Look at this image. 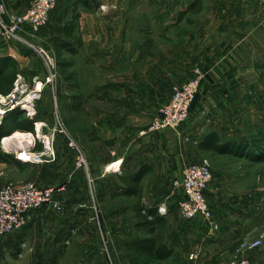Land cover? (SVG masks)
Masks as SVG:
<instances>
[{"label": "rangeland", "instance_id": "rangeland-1", "mask_svg": "<svg viewBox=\"0 0 264 264\" xmlns=\"http://www.w3.org/2000/svg\"><path fill=\"white\" fill-rule=\"evenodd\" d=\"M83 1L59 0L48 25L29 45L0 40L18 48L21 57L16 59L19 72L14 91L8 96L0 95V126L5 119L25 112L24 118L33 121L34 131L40 124L51 138L56 155L44 156L41 163L34 158V163L16 165L7 161V156L15 158L21 148L40 154L45 148L39 151L36 146L39 142L43 147L45 144L38 139L37 131L19 141L3 139L15 132H28L4 134L0 139V188L12 182H31L38 187L56 182L53 186H66L58 195L61 210L52 206L36 209L20 230L0 235V264H129L123 242L136 233L132 211L135 200L118 193L124 185L114 192L110 187L120 186L119 176L127 174L121 160L130 141L137 134L143 137L141 133L153 116L171 100L173 87L189 82L198 70L204 79L188 120L177 129H164L152 136L199 122L200 134L185 132L180 136L181 149L189 158L182 169L187 164L209 160L213 180L206 198L213 218L211 222L201 218L192 222L181 216L177 204L182 192L174 185L180 176L162 170L163 161L159 160L165 154L157 157L152 151L157 169L143 181L144 196L153 206L164 203L167 207L168 243L175 250L163 264H202L236 242L258 239L262 245L246 255L253 264H264V150L244 151L242 154L247 156L241 157L198 149V143L210 131H217L224 143L242 144L264 138V64L247 65L241 79L229 81V88H239L241 97L217 100L204 96L205 85L212 82L205 81L206 74L207 79L213 78L214 72L218 75L219 69L228 70V66L218 63L224 57L220 49L196 43L195 32L203 36L200 31L214 19V10L221 1H228L205 0L204 12L198 17L189 16L194 25L178 22L180 10L192 0H87L96 9L87 20L82 16L83 8H79ZM6 8L11 16L21 15L10 12L7 5ZM75 15L79 18L73 36L82 44L75 43L74 52H62V58L70 64L67 71L73 76L69 82L57 64L55 47L65 40L64 27ZM126 21L129 31L111 37L109 23L121 26ZM112 40L134 43L135 59L113 66L112 56L96 58L94 53ZM217 83L218 89L223 88L222 80ZM27 98L33 99L30 110L17 104ZM211 98L212 103L227 105L221 110L212 109ZM138 108L139 111H130ZM68 139L76 143L80 152L69 146ZM79 153L86 161L81 169H77ZM58 155L63 176L55 178L46 166L52 167ZM119 165L117 172L114 168ZM211 223L218 228L213 229ZM191 225L200 226L202 233L188 237L185 231ZM193 249L197 254L190 259ZM233 257L225 253L221 264Z\"/></svg>", "mask_w": 264, "mask_h": 264}, {"label": "crops", "instance_id": "crops-1", "mask_svg": "<svg viewBox=\"0 0 264 264\" xmlns=\"http://www.w3.org/2000/svg\"><path fill=\"white\" fill-rule=\"evenodd\" d=\"M3 1L8 6L10 12H12L13 14H23L29 8L32 0H12V2H15L12 5H8L6 0ZM195 1L196 0H192V2ZM227 1V3L225 1H221V5L218 6L219 8H217V10H214L213 12L214 19L211 22H207V25L202 27L200 33L203 31V36L202 34H197L198 31L195 32L194 36V40L196 41V43L205 45L209 44L210 46L213 45V49L217 47L224 54V57L219 60L218 63H223L224 65L228 66V70L219 69L218 75L214 72L213 78L210 77L209 79H207L209 77L208 74H206L207 76L205 78V81L212 82L208 87L207 85H205L204 96L206 98H209L211 96L213 98H217V100L223 98L225 99L232 95L241 97L239 88H229V81L241 79L246 73L245 66L247 65L264 64V4L262 3V0ZM87 2V0H84L83 2H81L82 5L79 4L82 7L78 6L79 8H83L82 16L86 18V20L92 16L91 14L94 15V11L96 10L94 6L91 5V2L89 4ZM192 2H190V4ZM203 2L205 3V0H203ZM203 12L204 10L199 15H201ZM199 15H194L192 17H198ZM192 25H194V23ZM129 28L130 27L127 25V21L121 26H118L116 22L109 23V25L107 26V29L109 30L108 33H111L112 35L111 37H118L117 33L121 36L122 34L125 35L129 31ZM105 44L106 45H104V49L98 50L94 53V56H97L96 58H102L103 56L106 57V54L112 56V60L110 63L113 66H115L116 63H129V61L135 59L133 54L135 53L133 52L134 43H130V41L128 40H112L109 43L106 42ZM5 55L12 56L18 61L21 58L18 48H16L15 46L4 45L0 43V56ZM178 66L180 65L178 64ZM221 80L223 88L220 87V89H218L217 85L219 84L217 83V81ZM176 86L177 85H175V87ZM209 101L211 103L210 107L212 109L218 108L219 110H221L220 108H223V106L227 105L226 102L224 103L219 101L218 104H215V102L212 103V98ZM203 107L207 108L204 105ZM139 109L140 108L130 111H139ZM198 124L199 122L193 121L191 124L186 125L184 129L182 128L181 130L176 132L172 130H166L159 134V136L154 137L152 135H145L141 137L137 134V136H135V138L130 141L129 146L125 151V158H122L121 160L122 165L126 164L127 166V174L139 171L142 164H148L152 166L153 169H157V163H155V160L151 159V152L154 151L157 154V157L162 156L161 153L165 154V156H163L161 160H159L163 161V167L161 168L162 170L167 172L171 171L173 173H176L175 175L181 176L182 164L184 163V161H188L189 158H186L183 150L181 149L182 142L180 141V136L185 132L192 135L200 134L201 130ZM61 162L62 159L58 155V160L56 163H53L52 167L46 166L50 169L55 178L63 176V174H60L63 172V170L59 169L60 165H58ZM53 185H56V182L55 184L53 182L47 183L45 184V187ZM122 186L123 184L120 182V186L119 184L113 185L111 186L113 188L110 187V190L114 192ZM144 202L148 207L153 206V202H148L145 196ZM201 219L197 218L192 222H199ZM194 233H202V231H200V226L191 225L185 231V234L188 237L195 238ZM237 243L239 242H236L235 244ZM230 248L224 249L215 255H218L221 252H223L221 255H224L225 253H228L230 255L234 254L229 251ZM194 253L197 254L194 249L191 250L190 254ZM214 256H212L208 260L212 259Z\"/></svg>", "mask_w": 264, "mask_h": 264}, {"label": "built area", "instance_id": "built-area-1", "mask_svg": "<svg viewBox=\"0 0 264 264\" xmlns=\"http://www.w3.org/2000/svg\"><path fill=\"white\" fill-rule=\"evenodd\" d=\"M58 1L32 0L24 14L11 16L8 14L5 3L0 0V40L29 45L30 40L35 39L37 34L48 25ZM262 3L264 4V0H262ZM203 79L204 74L198 70L189 82L181 87L174 88L169 103L157 111L141 135H153L164 129H177L185 123L190 116L191 106L199 93ZM40 91L41 88H38L39 93ZM25 101H28V98L17 104L22 106ZM31 101V106H34L33 99ZM42 129L41 126L42 136L38 131L34 132L37 133L38 139L40 141L42 139L44 142V151L40 154H33L31 150L21 148L18 150L19 152L17 151L18 153L14 154L16 160L34 163V158H36L41 163L44 156L55 158L54 144ZM68 140L70 141L69 146L79 151L76 143L72 139ZM25 154L31 160H24ZM79 156H81L80 153ZM77 165V169L86 166V161L82 156L78 158ZM120 166H115L114 170L120 171ZM212 180L213 172L209 160H202L184 166L180 178L174 182L175 187L182 192V198L177 205L184 219L192 221L202 218L208 222L212 221V211L206 198V191ZM65 188L66 186L38 187L31 182H12L0 188V235L6 236L20 230L24 226L29 213L36 209L52 206L57 210H61L58 195ZM157 212L159 215L166 216L168 209L162 203L157 206ZM149 218L152 219L151 216ZM211 225L213 229L218 228L214 223H211ZM261 245L262 240L259 239L253 242L242 240L234 251V257L225 264H253L246 252H251ZM195 257V254H191L190 259Z\"/></svg>", "mask_w": 264, "mask_h": 264}, {"label": "trees", "instance_id": "trees-1", "mask_svg": "<svg viewBox=\"0 0 264 264\" xmlns=\"http://www.w3.org/2000/svg\"><path fill=\"white\" fill-rule=\"evenodd\" d=\"M204 10L203 0H196L192 2L179 13L178 22L187 21L192 25L194 20L189 16L199 15ZM79 15H75L71 22H67L63 34L65 40L58 47H55L57 64L61 68V72L66 76L67 81L72 82L73 76L67 71L70 66L62 58V52H74L75 43L81 45L82 41L75 38L74 32L77 27V20ZM19 63L12 56H0V95L8 96L15 89V81L19 72ZM25 112L20 111L16 117L7 118L0 126V139L4 136L10 135L13 131L21 130L28 133L34 132L33 121L24 118ZM242 144L244 146H242ZM228 143L222 142L217 131H210L205 138L198 143V149L205 153L216 155H231L241 156L244 151L263 152L264 138L254 139L253 142L246 143ZM37 150H42L43 146L39 142L36 146ZM247 153V152H246ZM251 153V152H248ZM247 155H244V157ZM7 161L16 165L22 163L16 160L13 156H7ZM153 167L148 164H142L141 169L136 172L123 174L119 176L120 182L124 185L119 194L133 198L135 204L133 211V227L135 234L130 236L123 242L125 257L129 264H163L169 261L175 254V250L168 243L169 220L166 216L159 215L157 206L148 207L144 203V185L143 181L147 175L152 172ZM152 217L150 219L149 217ZM239 243L234 244L229 251L234 253ZM222 255H215L212 259L203 264H221Z\"/></svg>", "mask_w": 264, "mask_h": 264}, {"label": "bare ground", "instance_id": "bare-ground-1", "mask_svg": "<svg viewBox=\"0 0 264 264\" xmlns=\"http://www.w3.org/2000/svg\"><path fill=\"white\" fill-rule=\"evenodd\" d=\"M32 99L31 98H28V101H25V102H23L22 103V108L23 109H25V110H30L31 109V101ZM0 114H1V112H0ZM37 126H38V128H37V131L39 132V134H40V136H42V134H41V125L40 124H37ZM29 134H31V135H29ZM30 136H32V133H21V132H15L13 135H10V136H8V137H6V138H4L3 140L5 141V142H7V141H10V140H23L24 138H30ZM26 140V139H25ZM26 156H24L25 157V159L24 160H31L29 157H28V155L27 154H25ZM23 157V158H24Z\"/></svg>", "mask_w": 264, "mask_h": 264}]
</instances>
